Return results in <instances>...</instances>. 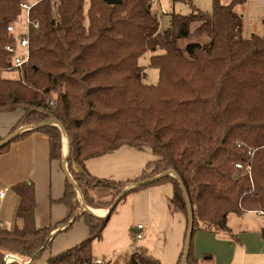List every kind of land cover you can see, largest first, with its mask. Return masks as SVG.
<instances>
[{"label": "trees", "instance_id": "1", "mask_svg": "<svg viewBox=\"0 0 264 264\" xmlns=\"http://www.w3.org/2000/svg\"><path fill=\"white\" fill-rule=\"evenodd\" d=\"M21 1L0 0V112H23L9 133L50 119L63 125L71 145L66 166L86 204L108 208L127 183L172 169L192 205V234L197 229L231 234L228 214L264 213V35L242 36V16L234 6L247 0L226 5L211 0L209 12L168 13L169 26L161 33L151 0H89L86 13L84 0H40L30 10L37 27L28 34L29 59L19 79H8L1 76L9 65L5 46L13 40L6 27L17 19ZM191 33L209 39L180 48L178 39ZM156 48L162 52L152 55L149 65L158 70V80L145 84L138 58ZM33 131L48 137L49 161H60V129L25 130L14 140ZM123 145L149 149L155 156L146 167L151 170L135 180L115 181L84 168L86 159ZM166 181L173 186L170 209L186 218L173 176H159L125 196ZM11 189L19 199L16 218L22 226H0V264H19L6 263V255L32 264L49 246L52 227L34 225L32 183L19 182ZM57 201L68 209L58 222L65 225L63 231L81 219L88 237L50 255L47 264H161L142 245L119 254L120 262L95 263L92 243L101 238L108 217L79 213L75 187L67 180ZM181 256L182 250L177 264ZM185 264H202L193 255L192 237Z\"/></svg>", "mask_w": 264, "mask_h": 264}, {"label": "crops", "instance_id": "2", "mask_svg": "<svg viewBox=\"0 0 264 264\" xmlns=\"http://www.w3.org/2000/svg\"><path fill=\"white\" fill-rule=\"evenodd\" d=\"M219 1L226 5L232 0ZM170 3L171 5L168 6L171 12L178 10L177 13L181 14L189 13L193 9L211 11L212 8L211 0H168V4ZM88 7L89 0H84L85 12ZM234 10L242 16L243 37L264 35V0H247L243 4L235 5ZM22 113L0 112V139L8 135ZM66 151V139L62 136L61 160L49 161L48 137L42 132L33 131L25 138L12 141L8 149L0 154V191L4 190V195L0 197V226L8 229L19 226L18 221L21 220L16 218L19 199L11 187L19 182L32 183L35 195V227H52L47 239L51 241L50 243L60 237L53 252L62 250L70 244H77L78 240L88 237L87 226L81 219L75 220L66 231H63L64 224H58L68 214L66 206L57 201L65 187L66 178L61 162L67 154ZM154 159L155 156L147 148L123 145L102 155L86 159L84 168L90 175L101 179L135 180L144 171L148 172L147 164ZM74 169L79 171L80 167L74 166ZM172 194L173 186L169 181L129 193L118 202L114 208L115 211L109 214L102 235L107 231L113 212H116V220H114L116 225L120 224L121 219H125H123V226L126 228L123 226L118 228L120 236H126L128 227L132 228L133 233H141L139 238L141 243L132 246L125 243V246H131V249L137 245L145 246L161 264H177L183 248L186 218L182 212L170 209L168 200ZM77 199L81 205L78 192ZM86 206L98 216H104L107 211L104 207L88 204ZM82 210L81 207L79 213ZM232 214L227 216L231 234L209 233L199 229L193 232L194 257L203 264H264V213L249 211L241 215L233 214L236 218L231 220ZM137 225L142 227L138 229ZM49 256L46 254L44 258Z\"/></svg>", "mask_w": 264, "mask_h": 264}, {"label": "rangeland", "instance_id": "3", "mask_svg": "<svg viewBox=\"0 0 264 264\" xmlns=\"http://www.w3.org/2000/svg\"><path fill=\"white\" fill-rule=\"evenodd\" d=\"M151 4H152V10L154 11V13H155V15H156V17L158 19V22H159L158 32L161 33L163 30H165L169 26V14L168 13H171L172 10H170L168 5H171V3L168 4V0H153V2ZM176 11L178 12V10H176ZM207 11H210V10H207ZM182 13H184V12H182ZM186 13L187 12H185L184 14H186ZM20 21H21V16H20ZM86 23H87V19L85 18V24ZM17 27L19 29L20 25H17ZM208 39L209 38L206 35H204V34L198 35V34L191 33L186 38L178 39L177 45L180 48H183L189 42H195L196 41V42H199V43H203L205 41H208ZM161 52H162V50L160 48H156L154 51L150 50V51L145 52L142 56H140L138 58L139 65H141L144 68L143 77H142V82L143 83H145V84H155L157 82V80H158V70L155 67L150 66L149 62H150V57L152 55L159 54ZM1 76L4 77V78H8V79H19L21 77V72L18 69L3 70L1 72ZM2 112L12 113V112H22V111L20 109H18V110H14V111H11V112H7V111H2ZM61 138H62V136H61ZM150 170H151V168L148 169V172ZM75 192H76V197H77L76 189H75ZM79 204H80V201H79ZM119 206L117 208H119ZM116 214H117L116 212H113V214L111 216V219H110V222H109V225L107 227L106 233L101 236L100 240L94 241L92 243L91 254H92L94 259L112 260V262L113 261L120 262L119 254L124 253V252H129L131 250V246L132 245H136L137 243L138 244L141 243L140 242L141 240H139V239H137L135 237L136 233H133L131 227L127 226L128 228H127L126 236L125 235L120 236L118 234L119 231H120V229L118 230V228L123 226V224H124L123 219L124 218L121 219L120 224L116 225L115 221H114V220H116L115 219ZM233 218H236V215H233V214L230 215V219L232 220ZM18 225L19 226H17V227H21L22 226L21 221H18ZM10 227H12V226H10ZM123 227L126 228V226H123ZM59 240H60V237H57L54 240L53 243H50L48 247H46L45 249H42L40 251L39 258L37 259L39 261H38L37 264H47L46 260L48 259V257L46 259L44 258L46 256V254L47 255H55V254H57L58 252H60V251H62L64 249L66 250L67 248H70V247H73V246L76 245L75 243H73V244H70L69 246H66L62 250H58L56 252H53V251H55L54 249H56V246H57L56 244H58ZM81 241H83V239L82 240H78V243H80ZM125 243H128V245H131V246H125ZM51 245H52V247H51ZM53 247H55V248H53ZM6 256H5V258H6ZM11 261H16L19 264H29V262H30V260L22 262V261H20L19 259H17L14 256L13 257H8V259H5L6 263H9ZM35 262L36 261H34V263H32V264H35ZM116 262H114V263H116ZM117 264H120V263H117Z\"/></svg>", "mask_w": 264, "mask_h": 264}, {"label": "water", "instance_id": "4", "mask_svg": "<svg viewBox=\"0 0 264 264\" xmlns=\"http://www.w3.org/2000/svg\"><path fill=\"white\" fill-rule=\"evenodd\" d=\"M104 1L107 4H119V3H121L122 0H104ZM46 125H55V126H57L60 129L62 136L66 139L67 155H66V157H64V159L61 162V168H62V171L64 173V176H65L66 180L69 183L74 185L76 191L78 192V194L81 197V206H82V209H83L82 211H87L90 214L98 216V215H96L95 213H93L91 210H89L87 208L86 203H85V201L83 199V196H82V193H81L80 189L78 188V186H76L74 180L72 179V177L70 176V174L68 172L66 164H67V158H68V156L70 154V151H71V145H70V143L68 141L65 129H64L63 125L60 122H58L55 119H50V120H47V121H44V122H41V123H38V124H29V125L21 126V127H19L16 130L12 131L11 133H9L8 135H6L4 138H2L0 140V148L2 146L6 145L7 143L11 142L12 140H14V138L16 136H18L21 132H23L25 130L36 129V128H40V127H43V126H46ZM163 175H170V176H173L176 179V181L179 183L180 189L182 191L183 198L185 200L187 225H186V231H185L183 248H182V256H181V260H180V264H185L186 261H187V258H188V253H189V248H190V241H191V237H192L193 213H192V205L190 203V200L188 198V195H187V192H186V190L184 188V185L182 184L179 176L177 175V173L174 170L170 169V170H168L166 172H163L161 174L152 176L150 178H146V179H143V180L127 183L122 188L121 192L115 197V199L113 200L111 205L107 208V211H106L105 215L104 216H98V217H102V218L108 217L110 212L114 209V207L118 204V202L125 196L126 192L128 190H130L131 188L138 187V186H143V185H146L148 183H151L154 180H156L159 176H163ZM10 257H13V256L10 255Z\"/></svg>", "mask_w": 264, "mask_h": 264}, {"label": "built area", "instance_id": "5", "mask_svg": "<svg viewBox=\"0 0 264 264\" xmlns=\"http://www.w3.org/2000/svg\"><path fill=\"white\" fill-rule=\"evenodd\" d=\"M40 0H22L19 4L20 13L13 22L9 23L6 27L9 36L12 37V42L5 46V50L9 53V65L4 70L18 69L21 70L22 65L27 63L29 59V40L28 34L31 27L36 28L37 22L30 18L31 8ZM153 0H151L152 2ZM21 16V21H20ZM17 25H20L18 29ZM237 167H241L240 164H236ZM4 195V190L0 191V197ZM138 229L141 225L136 226ZM137 239L141 238V233L135 234ZM10 255H7L5 259H8ZM95 263H100L101 260L95 259Z\"/></svg>", "mask_w": 264, "mask_h": 264}, {"label": "bare ground", "instance_id": "6", "mask_svg": "<svg viewBox=\"0 0 264 264\" xmlns=\"http://www.w3.org/2000/svg\"><path fill=\"white\" fill-rule=\"evenodd\" d=\"M64 149H65V147H64ZM66 153H67V151H66ZM66 155H67V154H65V156H64V157H66ZM88 209H89V208H88Z\"/></svg>", "mask_w": 264, "mask_h": 264}]
</instances>
